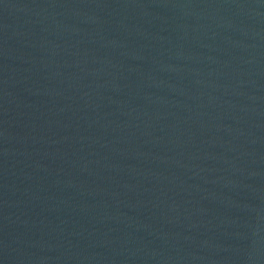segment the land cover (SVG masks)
<instances>
[{
  "label": "water",
  "instance_id": "1",
  "mask_svg": "<svg viewBox=\"0 0 264 264\" xmlns=\"http://www.w3.org/2000/svg\"><path fill=\"white\" fill-rule=\"evenodd\" d=\"M0 264H264V0H0Z\"/></svg>",
  "mask_w": 264,
  "mask_h": 264
}]
</instances>
